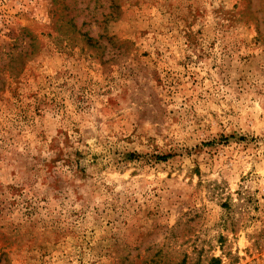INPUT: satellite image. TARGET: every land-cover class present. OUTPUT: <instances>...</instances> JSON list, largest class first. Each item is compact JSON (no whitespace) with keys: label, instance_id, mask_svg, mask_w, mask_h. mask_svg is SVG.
Instances as JSON below:
<instances>
[{"label":"rangeland","instance_id":"1","mask_svg":"<svg viewBox=\"0 0 264 264\" xmlns=\"http://www.w3.org/2000/svg\"><path fill=\"white\" fill-rule=\"evenodd\" d=\"M0 264H264V0H0Z\"/></svg>","mask_w":264,"mask_h":264}]
</instances>
